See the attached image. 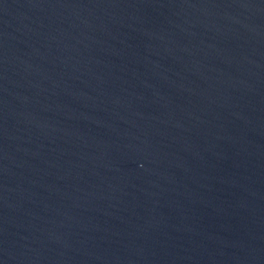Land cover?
I'll return each instance as SVG.
<instances>
[{
  "label": "water",
  "instance_id": "1",
  "mask_svg": "<svg viewBox=\"0 0 264 264\" xmlns=\"http://www.w3.org/2000/svg\"><path fill=\"white\" fill-rule=\"evenodd\" d=\"M0 264H264V0H0Z\"/></svg>",
  "mask_w": 264,
  "mask_h": 264
}]
</instances>
